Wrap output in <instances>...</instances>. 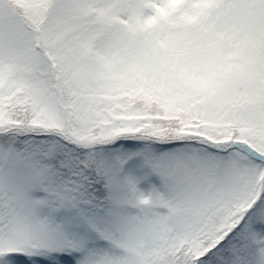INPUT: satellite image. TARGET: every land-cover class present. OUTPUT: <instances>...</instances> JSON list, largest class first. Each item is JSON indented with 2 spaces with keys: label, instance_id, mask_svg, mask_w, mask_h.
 Returning a JSON list of instances; mask_svg holds the SVG:
<instances>
[{
  "label": "snow or ice",
  "instance_id": "obj_1",
  "mask_svg": "<svg viewBox=\"0 0 264 264\" xmlns=\"http://www.w3.org/2000/svg\"><path fill=\"white\" fill-rule=\"evenodd\" d=\"M0 264H264V0H0Z\"/></svg>",
  "mask_w": 264,
  "mask_h": 264
}]
</instances>
